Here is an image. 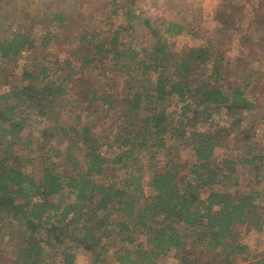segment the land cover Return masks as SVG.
<instances>
[{"label":"trees","instance_id":"trees-1","mask_svg":"<svg viewBox=\"0 0 264 264\" xmlns=\"http://www.w3.org/2000/svg\"><path fill=\"white\" fill-rule=\"evenodd\" d=\"M243 1L215 14L241 32L240 60L264 50V0ZM123 2L0 23L1 63L30 60L18 81L0 66V264H76L80 249L89 264L111 251L117 264H264L241 240L264 234V145L242 126L250 83L218 42L178 53L191 29Z\"/></svg>","mask_w":264,"mask_h":264},{"label":"rangeland","instance_id":"rangeland-1","mask_svg":"<svg viewBox=\"0 0 264 264\" xmlns=\"http://www.w3.org/2000/svg\"><path fill=\"white\" fill-rule=\"evenodd\" d=\"M98 4L102 0H96ZM224 0H138L134 5L135 12L142 18H149L151 23L157 27L161 25L163 21L175 20L183 22L187 28L192 32L182 34L175 38L177 42V52L181 53L187 47L202 43L207 39L214 40L219 43V46L226 50V55L230 59L232 68L238 70L236 75L237 82L250 84L246 85L244 90L247 98L256 104V108L246 115V119L242 122L243 127H248L254 123V139L261 142L264 145V50L255 51L252 54H243V59L240 57V43L239 35L240 31L235 30H223L216 27L215 14L220 11L221 5ZM243 0H240L242 2ZM252 1V0H251ZM126 0H124V4ZM83 0H0V23L7 24L9 21L13 24V28L20 25L23 29L27 30L30 22L42 15L52 16L54 13H62L66 15L68 19H75L76 15L82 9ZM244 4H251L248 0L243 1ZM120 4V5H121ZM5 18V19H4ZM4 19V20H3ZM218 28L217 31L214 30ZM216 31V32H214ZM136 32H144L143 21L137 20ZM2 33V32H0ZM136 35V34H135ZM256 38H252V41ZM68 46V45H65ZM51 48V47H50ZM48 48L47 50L52 51ZM64 47H60L62 50ZM27 57H19L16 62H7L8 64H2L0 60V66L4 68L6 72H2V77L7 75V79L18 81L21 77V67ZM32 66H36V63H31ZM257 68H260L259 80L256 82L253 80V75H250V71L254 72ZM257 71V70H256ZM5 82L2 80V83ZM118 83V82H117ZM170 109L174 107V103L169 104ZM220 118H226L220 116ZM230 150L228 149L227 153ZM225 154V153H224ZM177 155L180 157V161H187L192 158L191 151L184 148H178ZM263 184L261 183L260 187ZM259 187V188H260ZM263 187V186H262ZM244 189V187H242ZM56 200V198H54ZM242 242L249 245L251 252L264 253V234L257 235L250 230L248 232H242ZM259 240L261 242H259ZM111 256L106 259V264H117ZM92 255L83 249L77 251L76 264H89ZM170 262L176 261L174 258H169Z\"/></svg>","mask_w":264,"mask_h":264}]
</instances>
